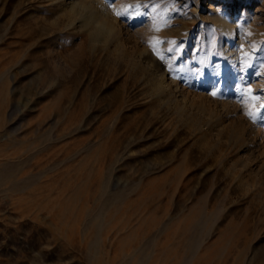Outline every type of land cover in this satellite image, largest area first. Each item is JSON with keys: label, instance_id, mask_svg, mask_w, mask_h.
Returning a JSON list of instances; mask_svg holds the SVG:
<instances>
[{"label": "rangeland", "instance_id": "obj_1", "mask_svg": "<svg viewBox=\"0 0 264 264\" xmlns=\"http://www.w3.org/2000/svg\"><path fill=\"white\" fill-rule=\"evenodd\" d=\"M81 1L0 0V264H264V0Z\"/></svg>", "mask_w": 264, "mask_h": 264}, {"label": "bare ground", "instance_id": "obj_2", "mask_svg": "<svg viewBox=\"0 0 264 264\" xmlns=\"http://www.w3.org/2000/svg\"><path fill=\"white\" fill-rule=\"evenodd\" d=\"M57 1L61 5V8H63V10L70 9L72 12H74L76 9H80L77 14L81 15L82 19H83L82 14L84 12H87V13L90 12V11L88 12L89 7L84 5L81 0H57ZM196 7H197L196 8L197 10L200 9L197 3H196ZM106 9H104L103 14L107 17L108 15H111V14ZM214 10H216L217 12L216 14L214 13ZM87 13L85 15H88ZM84 17L86 21H88L89 23L90 19L88 18V16H84ZM211 17L213 21L216 22L217 26H221L223 28V33L225 35V41H224V44H222L223 45L222 50L224 52V55L227 58L229 57L230 60L232 61V64H233L232 70L234 71L236 70V67H237V64L235 63V60H237L236 58L238 57V59L241 61L244 60V57L235 54L236 52H238V48L242 49V46L244 45L242 41H239L241 36L239 34L240 32L238 33L237 31L240 28L241 21L238 18H234V16H231L229 12L222 11L220 8L219 9L213 8ZM76 22L77 21L74 18L70 19V25L72 26V28L74 27L76 30L79 28L80 30L83 27V25L82 27L81 26L78 27L79 23L77 24ZM115 25H117L116 22L114 25L106 23L105 27H103L104 29L103 30L104 35H102L103 39L105 38L106 39H116L117 38L118 30H117V26ZM75 29L73 31H76ZM236 34H238V39H236ZM216 70L220 72L223 69L221 65H217ZM158 83L160 87L168 89V86L166 85V81H160Z\"/></svg>", "mask_w": 264, "mask_h": 264}, {"label": "snow or ice", "instance_id": "obj_3", "mask_svg": "<svg viewBox=\"0 0 264 264\" xmlns=\"http://www.w3.org/2000/svg\"><path fill=\"white\" fill-rule=\"evenodd\" d=\"M115 14L117 16H120V13L119 12H117ZM248 92H249V94H251V92H252L251 88L248 89ZM212 95L215 96V93L213 92ZM250 99L253 100V101H255L256 97L255 96H250ZM261 107L264 108V104H262ZM247 115L249 116V118L255 119V114L252 111H249L247 113Z\"/></svg>", "mask_w": 264, "mask_h": 264}]
</instances>
